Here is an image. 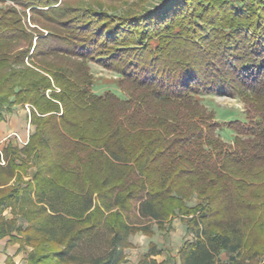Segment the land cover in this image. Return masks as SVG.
<instances>
[{
  "label": "trees",
  "instance_id": "trees-1",
  "mask_svg": "<svg viewBox=\"0 0 264 264\" xmlns=\"http://www.w3.org/2000/svg\"><path fill=\"white\" fill-rule=\"evenodd\" d=\"M76 1L0 0V122L27 103L34 126L0 149V237L26 264H124L131 235L178 216L180 264H264V0ZM162 252L137 264L175 263Z\"/></svg>",
  "mask_w": 264,
  "mask_h": 264
},
{
  "label": "rangeland",
  "instance_id": "rangeland-1",
  "mask_svg": "<svg viewBox=\"0 0 264 264\" xmlns=\"http://www.w3.org/2000/svg\"><path fill=\"white\" fill-rule=\"evenodd\" d=\"M68 1L69 3L77 2L76 0ZM99 1L105 3V5H114L117 8H120V10L129 7L135 2V0ZM25 12L27 15V20H29L30 11L26 9ZM29 25L33 26V24L31 23ZM42 31L45 32L46 30L42 29ZM89 69L94 82L92 89H94L96 92L101 93L108 89L119 93V90L116 86L117 76L115 73H113L111 70L101 67L95 62L89 63ZM200 99L203 103H205L208 109L214 111L216 119L220 122L223 120L227 121L235 118L243 119L245 117L244 110L246 109L247 105L239 99L218 95H202ZM30 109V105L26 103L24 105L15 106L14 110L11 113L6 114V128H9L10 125L14 126L15 128L12 132H8L6 137L0 140V149L2 148V146H4L5 144L7 145L8 143H11L13 145H24L27 143L29 135L34 130V126L30 123ZM218 133L220 134L221 138L226 142H231L234 137V131L226 125L222 126L218 130ZM0 164L4 165L5 160L4 163ZM34 168L35 166L29 167L28 172H30ZM24 179H27V177H24ZM191 203H194V200H192ZM7 212H9V210H6L4 214L6 215ZM7 215H9V213ZM184 228L185 227L183 220H181L180 217L176 216L165 224L163 230H157L154 226L153 236H149L147 234L139 232L134 233L129 237L131 246L126 249L127 261L124 264H137L141 254L146 250L148 243L151 239L156 242L159 248L162 247L163 249L164 247L162 246V244L165 242L167 246L166 248L170 247V249L173 250V248L177 247L178 244L185 237ZM11 243H18V251L21 252V259L19 262L14 261L15 264H26L27 256L31 251V248L23 246L19 242Z\"/></svg>",
  "mask_w": 264,
  "mask_h": 264
},
{
  "label": "crops",
  "instance_id": "crops-1",
  "mask_svg": "<svg viewBox=\"0 0 264 264\" xmlns=\"http://www.w3.org/2000/svg\"><path fill=\"white\" fill-rule=\"evenodd\" d=\"M7 121L0 122V140H2L4 137L7 136L8 132H12L14 130V126H9V128H6ZM6 211V210H5ZM4 211V212H5ZM9 212H7L8 214ZM6 214V215H7ZM185 227V225H184ZM185 233V228H184ZM8 237H0V264H6L5 259L8 256L13 257L14 261L19 262L21 259V252L18 251L19 244L18 243H11L8 242ZM181 244V242L178 244V246ZM163 252L157 256H155V259L160 262L162 260H165L169 254H171L174 257L175 263L174 264H180L178 256H177V247L170 249V247L166 248L165 242L162 244ZM162 248V247H161Z\"/></svg>",
  "mask_w": 264,
  "mask_h": 264
},
{
  "label": "built area",
  "instance_id": "built-area-1",
  "mask_svg": "<svg viewBox=\"0 0 264 264\" xmlns=\"http://www.w3.org/2000/svg\"><path fill=\"white\" fill-rule=\"evenodd\" d=\"M0 163H4L2 156L0 157Z\"/></svg>",
  "mask_w": 264,
  "mask_h": 264
}]
</instances>
